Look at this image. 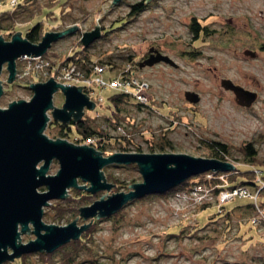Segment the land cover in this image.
<instances>
[{"label":"rangeland","instance_id":"rangeland-1","mask_svg":"<svg viewBox=\"0 0 264 264\" xmlns=\"http://www.w3.org/2000/svg\"><path fill=\"white\" fill-rule=\"evenodd\" d=\"M50 1L30 0L27 4V0H18L20 7L12 0H0V12L13 14L17 11L16 30L23 35L37 23L47 31H56L52 27L64 30L75 24L80 27L50 47L44 55V69L36 76L39 81L53 76L58 82H66L57 79L58 71L52 75L50 69L81 42L84 32L100 25L105 35L102 33L101 38L87 47L93 59L111 60L121 67L133 63L134 76L149 83L147 93L152 96L153 107L125 104L121 111L123 119L116 128L104 114L110 112V96L118 90L94 85V97L102 96L104 101L99 100L94 110L86 109L87 115L96 116L98 111L95 127L111 135L131 138L133 142L127 143L129 150L126 152L151 153L150 141L154 145L167 134L172 147L169 145L166 151L154 152L208 157L207 142L216 140L228 144L230 158L239 161L244 157L243 145L251 141L264 162V50L261 49L264 45V0H148L145 9L138 14L133 12L132 4L141 0H120L116 4L113 0H55V3L46 4ZM27 14L24 20H19ZM193 18L208 28L207 35H199L197 40L190 28ZM3 36L10 40L8 35ZM151 48L169 55L176 65L161 62L141 67L140 62ZM247 49L255 51L256 56L246 55ZM35 65L36 62L32 64ZM26 67L22 59L18 60L15 83L11 84L7 82L9 72L5 65L0 76L6 81L0 97L1 108L13 100L32 98L29 84L35 82V72L31 68L29 73L20 76ZM117 72L118 68L106 69L103 75L108 78ZM223 78L255 93L252 104L249 107L239 104L234 92L221 85ZM74 81L69 84L81 85ZM187 91L198 93L200 100L197 103L187 100ZM63 97L62 91H57L54 104L61 106ZM49 115L52 117L51 111ZM58 131L56 124L52 128L47 126L44 132L54 138ZM109 150L112 153L122 151L119 144L109 146ZM111 165L103 168L106 177L114 175L125 181L122 184L126 186L133 180L132 183L143 181L140 171L130 164L126 167ZM59 168V162L54 159L48 174H55ZM107 180L116 184L109 195L112 189L115 193L130 189L129 186L118 187L108 177ZM79 183L89 185L82 180ZM192 186L189 190L194 188ZM46 189L45 186L39 188ZM73 189L66 199L74 194ZM106 191L88 192L91 203ZM173 191L140 198L122 208L119 214L100 221L88 243L90 249L82 250L72 264H264V219L253 226L248 223L253 212L245 208L233 211L230 226L225 216L214 219L215 215H210L212 217L208 218L210 213L219 210L218 194L210 183H206V191L198 196L191 193L194 199L190 195L177 197V192ZM204 196L207 199H199ZM76 197L81 198V194L76 193ZM66 199L52 200V204L45 207V222L66 225L75 219L70 209L61 219H54L57 216L54 204ZM76 201L65 202L63 207L74 208ZM250 201L236 197L226 201L224 206L233 209ZM204 202H211L212 206L200 211L199 205ZM89 221L78 217L79 224ZM179 226L183 228L181 235H169V231ZM22 237L27 242L35 235L30 231ZM55 257L60 258V253ZM15 261L17 259L4 264H17ZM25 261L35 264L40 258L34 254Z\"/></svg>","mask_w":264,"mask_h":264},{"label":"water","instance_id":"water-1","mask_svg":"<svg viewBox=\"0 0 264 264\" xmlns=\"http://www.w3.org/2000/svg\"><path fill=\"white\" fill-rule=\"evenodd\" d=\"M119 1L113 0V3ZM77 28L80 27L75 24L64 30L46 31L38 43L30 41L21 31L15 32L10 40L0 34V76L6 65L9 72L7 82H14L19 58L45 55L53 43ZM102 33L100 25L84 32L81 37L83 46H90L102 37ZM245 54L254 57L257 53L247 49ZM161 62L176 65L169 55L151 48L140 66ZM3 82L6 81L0 78V97L4 93ZM221 85L233 91L241 105L249 107L254 101L255 93L229 78H223ZM29 87L33 91L30 100L21 98L9 102L5 108L0 107V264L25 254L52 253L70 241L78 240L95 219L111 217L133 200L166 193L192 176L207 171L236 169L231 161L186 153L119 151L106 156L89 144H77L62 137L51 138L44 131L52 120L64 124L71 119L78 122L84 110H94L97 103L82 85L61 83L53 76L46 81L31 82ZM59 90L65 98L62 106L54 104V94ZM185 97L193 103L200 100L199 94L193 91H187ZM54 159L60 168L55 174H48ZM132 163L138 165L143 181L129 184L128 191L115 193L112 189L109 195V190L116 184L107 180L103 168L110 164ZM80 180L89 185L80 184ZM43 186L47 189L39 190ZM71 188L92 194L107 191L93 203L82 206L80 214L70 223L45 222V207L52 204V200L66 199L71 195ZM78 217L90 221L79 224ZM30 231L35 238L24 242L22 234Z\"/></svg>","mask_w":264,"mask_h":264},{"label":"trees","instance_id":"trees-1","mask_svg":"<svg viewBox=\"0 0 264 264\" xmlns=\"http://www.w3.org/2000/svg\"><path fill=\"white\" fill-rule=\"evenodd\" d=\"M145 1L146 0H141L139 2L132 4L133 12L135 14H138L139 12L145 9V6H146ZM52 3H55V0H51L49 3H46V4L50 5ZM27 4H30V0L29 1L27 0ZM15 5L20 6V7L22 6L21 4L18 3V0L16 1ZM16 12L17 11H14L13 14H10L9 11L0 12V32L5 35H8L9 39L13 36L15 32H17L16 30L17 13ZM28 15L29 14H27L26 16L24 15L22 17H19V20L20 19L21 21L24 20ZM190 28L194 34L193 36L194 40L199 39V35H203V36L207 35V32H206L208 29L207 26L201 24V21L196 18H193L191 20ZM51 29L59 30L55 27H52ZM47 30L48 29H46L41 23H37L32 28L28 29L24 36L28 38L30 41L34 43H38L42 39L43 35L45 34ZM103 34L105 35V31L103 32ZM92 45L93 43L90 46ZM261 49L264 50V45L261 46ZM47 54H48V51L45 55ZM130 59H131V62H134L133 58H130ZM128 64L132 65L131 71L129 72L125 70L126 65L121 67L111 60H104V59L94 60L92 55L89 53L88 48L83 46V44L80 42L79 44H77V46L74 49H72V51L66 56V58L58 60L57 64L53 66L50 69V71L52 72V75H53V74H56L57 71L60 70L61 65H63L62 67L76 65L78 70L84 73L85 78L86 77L93 78L96 74L95 73L96 71L94 69L96 65H99L101 67L103 66L104 72L106 69L111 70L114 68H118V72L110 75L108 78H105L103 75V77L106 80H111L115 77H119V76L123 77L124 73H129V74L134 75L133 63H128ZM34 81L37 82L39 81V79L35 76ZM78 84H81L84 87V91L87 94H89V91L91 89L95 91V88H96L94 85L87 86L85 83H81V82ZM98 87H101V86H98ZM117 90L118 91L116 93L110 96L111 104L108 107L110 112L108 111L106 114H104V117L111 123L113 127L118 125L120 123V120L123 119L122 117L123 115L121 116V111H123L125 104L136 105L139 108H141L142 106L153 107L150 102V100L152 99V96L147 93L148 91L145 92V94L148 97L147 102H142L132 92L129 93V92L121 91L119 89ZM92 98H94V100L96 101L98 105L99 99H97L94 96H92ZM100 101L103 102L104 98ZM95 113H96L95 114L96 116L100 115L98 111H96ZM96 116H92L91 114L86 115L83 119H81L78 122H75L73 125L59 124L58 134L55 135L54 138H58V137L66 138L77 144L79 143L84 144L88 138H91L93 141L90 145L94 146L100 153L104 155L112 154L111 150H109V146H115L116 144H119V147L122 151H128L129 149L127 148V143L133 142V140L123 135H121L122 137L121 139V137L117 135H111L104 129H98L97 127L93 125V123H95L94 121H96V118H95ZM54 125H55V122H50L48 124V127L52 128ZM151 142L153 141H150V151L152 152L156 150L166 151L169 145H171L172 147L170 140L167 138V134H163V137L158 142H156V144L153 145ZM207 143H208L207 147L209 150L208 157L218 158L224 161H231L236 165V169L234 171H228V172L207 171L203 174L192 176L188 178L187 180H185L182 184L173 188L174 189L173 192L174 193L179 192V191L188 192L190 191L189 189L191 188L192 185H194L195 183H202V182L210 183L211 185H213V187L215 188V193L217 192L218 195L223 190H232L238 187H245L249 189L252 193H257L256 199H254L253 197L235 196L232 199H235L236 197H241V198H249L251 201L246 204L236 205L233 209H227L224 206V203L228 200L221 201L219 196L217 195L216 199L219 204V210L216 213H210L208 215V218L212 217L210 215H213V216L215 215L214 219L217 217L220 218V217L225 216V220H227V223L229 224L230 219H231V214L233 213V211L236 208H245L247 211L253 212V217L249 219L248 223H251L254 226L256 223L264 219V162L259 158L257 149L255 148L253 142L251 141L246 142L243 145L244 157L242 158V160L233 161L230 158V148L228 144L220 142V141H216V140L208 141ZM136 149L139 151L141 150V148L138 145H136ZM111 166L126 167L127 165L113 164ZM129 166H132L135 169L139 170L138 165L136 163H132ZM257 170L261 171L262 173L258 174ZM209 174L212 175L211 178L208 177ZM107 177L110 181L117 183L118 187L120 186L128 187L130 183L134 182L133 180L129 182L126 186L122 184V182L125 183V181L120 180L118 177L114 175L107 174ZM248 185H251L252 187L249 188ZM73 191H74V194L70 196V198L66 200H58L56 203L54 202L55 203L54 205L57 210L56 212L57 216H55L54 218L55 220L61 219L66 213L69 212V209L74 211L73 216H77L80 214L79 212L82 206L88 205L92 202L90 200V194H88V192L82 191L80 189L78 190L77 188H74ZM76 193L77 194L80 193L81 198L76 197ZM147 196L149 197L150 195H147ZM136 200L129 202L125 206L135 202ZM70 201H76V206L74 208L63 207V205H65V202H70ZM210 206H212L211 202H204L199 205L200 211H203L204 209ZM104 219H95L92 226L86 231H84L78 240H72L69 243L61 246L60 248H58L52 253L35 252V253L25 254L22 257H20V259L17 258V261L15 262L16 263L18 262L17 264H27L25 260L29 256L38 254L40 261L35 264H72L76 260V257L79 255V253L82 250L90 249V246L88 245V243L90 239H92V235L96 231L98 223ZM214 219L211 221H214ZM197 221L199 222V219ZM204 223L205 222H203L202 224ZM182 231H183L182 226H179L169 231V235L179 236L181 235ZM56 253H60L61 257L57 259L55 257Z\"/></svg>","mask_w":264,"mask_h":264},{"label":"built area","instance_id":"built-area-1","mask_svg":"<svg viewBox=\"0 0 264 264\" xmlns=\"http://www.w3.org/2000/svg\"><path fill=\"white\" fill-rule=\"evenodd\" d=\"M17 0H12L13 4L16 3ZM44 55L39 56V57H33V56H24L21 59L23 60V62H25V66L26 69L23 70L24 72L20 75L23 76L25 73H29V70L32 68L35 72L34 76H38L39 72H42L44 69ZM36 62L35 66H32V64ZM132 65L131 64H126V68L125 70L127 72L131 71ZM95 76L93 78L90 77H84V73H82L80 70H78L76 65H71V66H64L61 70H59V74L57 79L59 80H66V82L72 83V81H74L73 83H85L87 86L90 85H96V86H101L103 88L109 87V88H114V89H119L121 91H125V92H132L140 101L142 102H147L148 97L145 94L146 91H148L149 89V83H147L145 80L138 78L137 76H134L132 74L129 73H124V76H119V77H115L111 80H106L103 77V72H104V67L96 65L95 66ZM46 74V73H44ZM57 74V73H56ZM56 78V77H55ZM64 82V83H66ZM84 88V87H83ZM91 99L94 100V98H92V96H95V91L94 90H90L89 94H88ZM103 97H99V100H102ZM92 139L88 138L85 142V144H91L92 143ZM257 173L260 174L262 173L261 171L257 170ZM211 174L208 175L209 178H211ZM194 188H192V190L185 192V191H179L176 193L177 197H188L189 195L191 197L192 194L194 193L195 195H199L202 192L206 191V184L203 183H195ZM192 186V187H193ZM206 196V195H205ZM199 197V199H207V197ZM221 201H225V200H230L232 198H234L235 196H243V197H253L254 199H256L257 197V193H252L249 189L245 188V187H238L232 190H223L220 192V194L218 195ZM194 199V197H193ZM196 199V198H195ZM209 199V198H208ZM202 200V201H203ZM198 201V200H197Z\"/></svg>","mask_w":264,"mask_h":264},{"label":"flooded vegetation","instance_id":"flooded-vegetation-1","mask_svg":"<svg viewBox=\"0 0 264 264\" xmlns=\"http://www.w3.org/2000/svg\"><path fill=\"white\" fill-rule=\"evenodd\" d=\"M69 35V34H68ZM67 36V35H66ZM12 38V37H11ZM10 38V39H11ZM63 39V38H62ZM160 51V50H159ZM149 54H150V52L148 53V54H145V56H144V58L143 59H145L146 57H148L149 56ZM21 58H19L18 60H20ZM18 60H17V69H18ZM4 67H5V65H4ZM4 67H3V70H4ZM3 70H2V72H3ZM13 83H15V82H12L11 84H13ZM64 98V97H63ZM64 100H65V98H64ZM62 106V105H61ZM87 115V112H86V109L84 110V114H83V116H82V118L81 119H83L85 116ZM80 121V120H79ZM51 122H55V125L57 124V125H59V124H64V123H61V122H59V121H51ZM75 122H77V121H75L74 119H71V121L69 122V123H67V124H70V125H73Z\"/></svg>","mask_w":264,"mask_h":264}]
</instances>
